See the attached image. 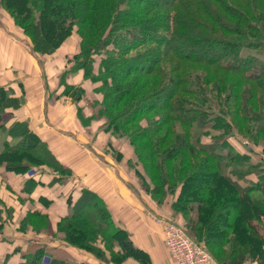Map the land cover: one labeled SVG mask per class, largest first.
<instances>
[{"label":"trees","instance_id":"obj_1","mask_svg":"<svg viewBox=\"0 0 264 264\" xmlns=\"http://www.w3.org/2000/svg\"><path fill=\"white\" fill-rule=\"evenodd\" d=\"M0 7L34 52L68 47L72 69L94 85V120L104 116L116 145L127 140L153 183L146 191L157 203L169 202L167 220L218 264H264V0H0ZM75 33L80 43L70 55L66 41ZM85 90L66 84L64 93L77 103ZM7 94L0 86V128ZM235 128L263 155L231 145ZM23 129L17 142H4L0 168L18 174L44 165L72 174ZM30 181L32 193L38 185ZM66 199L70 210L56 228L68 246L106 264L150 263L95 191L83 188L76 200ZM37 200L42 208L53 201ZM10 210L0 195V230ZM39 210L23 223L45 232L49 214ZM21 257L20 264H71L51 249Z\"/></svg>","mask_w":264,"mask_h":264},{"label":"crops","instance_id":"obj_2","mask_svg":"<svg viewBox=\"0 0 264 264\" xmlns=\"http://www.w3.org/2000/svg\"><path fill=\"white\" fill-rule=\"evenodd\" d=\"M67 52L68 49H58L51 55L34 52L22 30L0 7V86L8 91L1 113L0 151L5 141L17 142L23 128H28L48 144L60 163L72 170L63 177L44 165L38 166L37 172L18 174L0 168V195L12 215L0 230V264H20L23 253L38 248L51 249L71 264H106L93 254L68 246L60 234L53 236V222L70 210L68 194L76 200L83 188L92 189L106 201L118 225L127 229L137 246L150 255L149 264H174L162 237L163 221L169 218H159L157 203L134 182L135 170L128 162L133 153L126 150L120 159L103 153L102 143L108 138L98 139L102 135L95 133L103 121L96 120L85 128L82 116L91 113L90 105L84 99L76 103L64 93L66 84L80 83L90 89V96H95L94 85L84 80L81 71L70 73ZM89 143L95 151L88 148ZM33 179L38 186L30 193L29 182ZM40 196L53 201L42 208L37 200ZM168 207L169 204L163 207L166 215L169 210L164 208ZM34 209L49 214L47 231H36L23 223L26 213ZM122 264L143 263L129 258Z\"/></svg>","mask_w":264,"mask_h":264},{"label":"rangeland","instance_id":"obj_3","mask_svg":"<svg viewBox=\"0 0 264 264\" xmlns=\"http://www.w3.org/2000/svg\"><path fill=\"white\" fill-rule=\"evenodd\" d=\"M67 43H70V46L72 47V52H70V53H68V54H70V55H72V53H74L75 52V50H78V47H79V43H80V41H79V36L75 33V34H73V35H71V38L70 39H68L67 41H66ZM63 49V51H64V49H67V48H62ZM196 52H198V49H196ZM253 52V54H257V52H255V51H252ZM70 57H72V56H70ZM69 70H70V73H72L74 70L72 69V64H71V66H70V68H69ZM89 88H86V90H85V93L87 92V90H88ZM89 92H90V89H89ZM89 92H87L86 93V95L84 94V96H83V99H84V101H85V103L86 104H88V105H90V111H91V113L89 114L88 113V116H86L87 114H85L84 113V115L82 116V123H83V126L85 127V128H89V126L91 125V124H93L94 123V121H96V120H98L99 122H101V121H103V123H102V125L100 126L99 125V130L98 131H95V133H99L100 135H102V136H98L97 138L98 139H105V138H108L107 139V141H104L103 143H102V150H103V153L104 152H109L110 154H113V155H115V156H117L118 157V155L116 154V153H118V151L120 150V148H122V150L125 152L126 150H128V152H130L131 151V149H130V146L128 145L129 143L127 142V140H125L124 138H122L121 139V141H119L118 142V145H116V142L114 141V140H112L111 138V136H109L108 134H106V132H105V130H104V126H103V124H104V121H105V118H104V116H102V117H99V119H95L94 120V115L96 114L97 115V112H96V110H95V108H93L92 107V103H93V101L96 99V98H94L95 96L92 94L91 96L89 95ZM92 115V116H91ZM90 116L92 117V118H90ZM214 117V116H213ZM98 118V117H97ZM237 119H240L239 117L237 118ZM97 130V129H96ZM94 137H95V135H94ZM203 139L204 140H208V138L207 137H203ZM230 139V144L231 145H234V146H236L237 145V149H239V150H241V148L239 147V145H241V146H244V147H246L247 146V148H251V149H253V150H255V151H257V154L258 155H263L262 154V151L261 150H259V149H257L256 150V148L255 147H253V141L247 136V135H245V134H241L240 132H238L237 131V129L235 128V130H234V133H233V135H232V137H230L229 138ZM240 141V142H239ZM241 143V144H240ZM93 145V144H92ZM92 145H90V143H89V145H87L88 146V148L91 146V148H93L92 147ZM97 146V145H96ZM93 150L95 151V149L93 148ZM130 150V151H129ZM120 152V151H119ZM131 153V152H130ZM132 154V153H131ZM131 163H133V165H132V167L134 168V170L135 171H140V173H141V175H143V177H139V174H138V172H136L135 173V175L133 176L135 179H134V182L140 187V189H142V190H145L146 191V188H147V185L149 186V187H153V183L148 179V177H145V174L143 173V170H142V168H141V166H140V164L138 163V160H137V157H136V155L135 154H133V156H132V159H131ZM130 165V164H129ZM142 178H143V180H145L146 182H144L143 180H142ZM146 193L148 194L149 193V191L147 192L146 191ZM150 194V193H149ZM152 198H153V196H152ZM171 198V197H170ZM154 200V199H153ZM155 202H156V200H154ZM154 202V203H155ZM157 203V202H156ZM169 202H167V199H165L162 203H157V206H156V204H155V206H156V208H158L159 209V218H162V216L164 215V216H167L168 217V215H166L165 214V210H163V207L165 206V204H168ZM160 209H162L163 210V213L162 212H160L161 210ZM164 209H166V210H168V208H164ZM170 219V218H169ZM172 219V218H171ZM181 220V219H180ZM56 223L57 222H53V226L51 227L52 229L54 228V234H53V236L55 237L56 235H57V228H56ZM48 225H49V223L47 224V226L46 227H48ZM264 234V230H263V232H262V235Z\"/></svg>","mask_w":264,"mask_h":264},{"label":"built area","instance_id":"obj_4","mask_svg":"<svg viewBox=\"0 0 264 264\" xmlns=\"http://www.w3.org/2000/svg\"><path fill=\"white\" fill-rule=\"evenodd\" d=\"M162 237L174 264H218L202 244L173 221H163Z\"/></svg>","mask_w":264,"mask_h":264}]
</instances>
